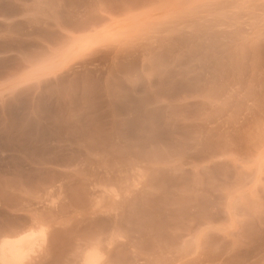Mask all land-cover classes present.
<instances>
[{
  "label": "rangeland",
  "instance_id": "rangeland-1",
  "mask_svg": "<svg viewBox=\"0 0 264 264\" xmlns=\"http://www.w3.org/2000/svg\"><path fill=\"white\" fill-rule=\"evenodd\" d=\"M16 261L264 264V0H0Z\"/></svg>",
  "mask_w": 264,
  "mask_h": 264
},
{
  "label": "bare ground",
  "instance_id": "bare-ground-1",
  "mask_svg": "<svg viewBox=\"0 0 264 264\" xmlns=\"http://www.w3.org/2000/svg\"><path fill=\"white\" fill-rule=\"evenodd\" d=\"M253 40H254V39H253ZM247 51H248V50H247ZM18 238H19V237H18ZM10 239H11V238H10ZM22 239H23V238H22ZM11 240H12V239H11ZM19 240H20V239H19ZM22 241H23V240H22ZM7 242H8V241H7ZM10 242H11V241H10ZM13 242H14V240H13ZM18 243H19V242H18ZM13 244H15V243H13ZM7 249H8V248H7ZM9 249H10V247H9ZM15 249H16V248H15ZM15 249H14V251H16ZM92 250H93V249H92ZM3 251H4V250H3ZM12 251H13V250H12ZM14 251H13V252H14ZM89 251H90V250H89ZM4 252H5V251H4ZM13 252H12V254L15 253V252H14V253H13ZM6 253H8V252H5V253L2 254V255H5ZM16 253H17V252H16ZM10 255H11V254H10ZM15 255H16V256H15ZM15 255H13V256L17 257V254H15ZM88 255H90V254H88ZM88 255H86V257H88ZM95 256H96V255H95ZM91 257H92V256H91ZM98 257H99V256H98ZM98 257H96V258H98ZM7 258H9V256H8ZM7 258H6V259H7ZM83 258H84V257H83ZM92 258H93V257H92ZM15 260H16V259H15ZM83 260H84V259H83ZM88 260H89V259H88ZM91 260H92V259H91ZM96 260H97V259H96ZM1 261H2V260H1ZM7 262H8V261H7ZM21 262H22V261H21ZM97 262H98V261H97ZM8 263H9V262H8ZM88 263L90 264V262H88ZM93 263H94V261H93ZM14 264H15V263H14ZM16 264H17V261H16ZM19 264H20V263H19ZM83 264H84V263H83ZM96 264H97V263H96Z\"/></svg>",
  "mask_w": 264,
  "mask_h": 264
}]
</instances>
